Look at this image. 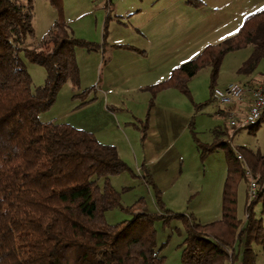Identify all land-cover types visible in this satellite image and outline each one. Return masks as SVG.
<instances>
[{
    "label": "trees",
    "instance_id": "16d2710c",
    "mask_svg": "<svg viewBox=\"0 0 264 264\" xmlns=\"http://www.w3.org/2000/svg\"><path fill=\"white\" fill-rule=\"evenodd\" d=\"M59 13L42 48L29 47L35 38L34 0H0V264H164L155 219L140 200L130 206L132 219L109 223L106 212L121 207V192L112 176L128 168L117 148L95 134L69 123L44 121L41 115L56 102L68 82L80 87L77 50H98L100 44L76 38L63 17L62 0H49ZM197 6L202 0H188ZM40 47V46H39ZM247 49L238 68L243 84L264 83V7L247 14L239 31L207 45L193 59L176 67L171 76L147 87L154 94L173 87L192 98L190 81L202 69L210 72V90L217 86L227 55ZM45 67L43 85L33 89V77L20 55ZM94 87L74 95L82 106L93 99ZM93 93V94H92ZM222 114L226 115L223 111ZM264 120L247 127L255 132ZM217 131L201 156L223 148L228 170L223 189L222 216L202 224L181 214L160 216L184 219V264H255L253 245L264 250V150L242 146L237 151ZM241 154L242 158H239ZM248 165L258 182V194L244 216L238 214V188ZM102 181V183H100ZM145 181L162 191L147 171ZM136 210H141L136 212Z\"/></svg>",
    "mask_w": 264,
    "mask_h": 264
},
{
    "label": "rangeland",
    "instance_id": "374dc122",
    "mask_svg": "<svg viewBox=\"0 0 264 264\" xmlns=\"http://www.w3.org/2000/svg\"><path fill=\"white\" fill-rule=\"evenodd\" d=\"M90 1L62 0V5L63 17L69 21L73 35L91 42L98 41L99 37H102V32L108 29L110 39L118 38L141 44L142 38L137 36L136 27L146 24L153 12L158 9V6L156 8L150 6L151 0H112L113 13L109 20L111 23L105 28L103 23L108 9L103 3L106 1L94 0L102 3V7L94 9L88 7ZM178 1L180 6L187 7L186 11L179 10L176 28L164 29L159 36L162 40L174 38L178 41L176 58L178 66L196 57L207 45L221 42L235 35L239 30V22L250 13H239L237 2L229 4L227 8L216 9L217 6H222V3L215 5V2H220L219 0H204L200 6L189 3L188 0ZM130 7L132 10L136 8L141 10L130 13ZM34 8L36 36L27 41V46L42 48L44 37L59 18V13L49 0H34ZM217 10L219 12L214 14ZM118 15H123L124 18ZM187 22L193 25L192 37L184 31V25ZM78 51L80 65L84 66L82 70L84 77L79 87L81 91L77 89L74 92L71 83H66L61 88L53 107L41 115L42 120L65 123L70 114L69 110L74 111L81 102V100L73 102L74 93L80 94L86 88L93 87L92 71L87 70L89 65L86 68L83 61L85 56L80 55V52L87 54L89 50L80 47ZM248 54L249 51L244 49L227 55L216 87L224 88L230 82L245 80V77L238 73V68ZM20 55L33 77L32 87L35 90L45 83L46 69L31 61L23 52ZM260 68H264V64ZM189 86L192 98L174 88H170L174 92L161 90L155 94L151 91L130 90L126 91L123 99H118L119 101L111 96L110 108L114 110L115 122L112 124L108 117L103 119L100 117L101 123L105 126L100 129L102 134L100 137L98 135L99 140L114 145L120 157L128 165L126 170L111 178L115 188L121 192L122 206L108 210L105 214L106 220L109 223H118L132 219L134 212L128 209L135 202L143 199L144 211L157 215L155 219L157 242L159 247H163L160 255L164 256V264H184L182 251L186 226L182 218H171L165 222V218L160 216L167 218L169 216L167 213L181 214L202 224L214 222L222 216L223 189L228 170L227 152L220 148L203 158L201 156L203 148L200 150L197 140L199 139L204 145H209L215 141L217 131L221 130L220 138L230 141L236 151L242 146L264 150V120L255 132H251L248 128L236 130L231 126L229 116L222 114L228 109V105L220 104L211 94L208 68L202 69L194 76ZM174 93H178L179 96L176 97ZM151 101L154 106L150 103ZM156 113L169 128L173 139L169 145L164 144L156 136H151L149 114L153 115L154 121ZM150 152L162 154L160 163L155 165L160 173L161 185L165 188L162 190L156 184L162 191L161 203L156 198L154 185L145 181L144 169L139 167V164L142 165L143 158ZM166 163L169 164L167 174L163 173ZM247 184L248 181L242 179L238 188L240 217L244 216ZM139 211L141 210H136V212ZM253 248L256 253L255 264H264L263 247L254 244Z\"/></svg>",
    "mask_w": 264,
    "mask_h": 264
},
{
    "label": "crops",
    "instance_id": "0c3cea01",
    "mask_svg": "<svg viewBox=\"0 0 264 264\" xmlns=\"http://www.w3.org/2000/svg\"><path fill=\"white\" fill-rule=\"evenodd\" d=\"M219 1L220 2H215V5L217 6L218 3H222V6H217L216 9H219L220 7L227 8L229 4L237 2V11L239 13L252 12L260 5H263L262 7H264V0ZM202 2H204V0H202ZM111 3L112 0L109 4L106 2L103 3L105 8L108 9L106 12V20L103 23V27L105 26V28L109 27L111 23L109 21L113 13V6H111ZM101 5V2L91 0L88 7L94 9L102 7ZM150 6H152V8H156L158 6V9L153 12L151 19L146 24L136 27L137 36L142 38L141 44L118 38L110 39V32L108 29L107 31L105 29L104 32H102V37H99V40L96 41L100 44V48L98 50L88 51L89 53L87 54L80 52V55L85 56V60H83L85 67L87 68L89 65L87 70L92 71L91 79L95 89L93 92L95 94V99L79 106L74 111L69 110L70 114L67 118L68 122L65 120V123L72 124L78 128L90 130L99 140L100 134H102L100 129H103L105 126L101 123L100 117H102V119L108 117L112 124L115 122L114 110L110 108V102L112 99L111 96H114V100L119 101L123 99L122 97L126 91H149L147 90V87L167 80L171 76L173 70L178 67L176 64L177 46H179L178 41L174 38H165L162 40L159 36L164 29L171 30L172 28H176L179 10L181 9L185 12L187 7H184V5L180 6L178 0H151ZM129 9V11H131L130 13H136L141 10V8L132 10L131 7ZM218 12L219 10H217L214 14H217ZM118 16L124 18L123 15ZM243 20L239 22L238 29H240ZM67 23L69 24V21H67ZM192 26L193 25H190L188 22L184 25V31L189 37H192L193 35ZM47 35L48 34H46V36ZM77 57L82 79L84 77L82 75L84 66L80 65L78 50ZM87 77H89V74H87ZM170 88L173 87H167L162 90L174 92ZM79 90L81 91V89ZM75 91L76 90H74V92ZM174 94H176V97L179 96L177 95L178 93ZM76 100L79 99L73 97V102H76ZM249 101V99H246L244 103H241L239 106L236 104L232 107L238 108L239 110H247ZM150 103L154 106L153 101ZM87 112H89V115H87ZM152 116V114H149V130L151 131V136H156L160 141H163L164 144L169 145V143L173 141L169 128L158 113H156L154 121L152 120ZM44 121L56 122V120ZM161 159V153L150 152L148 156L143 158L142 165L139 164V167L144 169L145 174L149 171L153 175L155 183L162 188V190H164V186L161 185L162 182L160 180V173L155 167V165L160 163ZM165 166L166 167L163 173L167 174L169 172V164L166 163Z\"/></svg>",
    "mask_w": 264,
    "mask_h": 264
},
{
    "label": "built area",
    "instance_id": "2783aa9c",
    "mask_svg": "<svg viewBox=\"0 0 264 264\" xmlns=\"http://www.w3.org/2000/svg\"><path fill=\"white\" fill-rule=\"evenodd\" d=\"M105 1L107 4L111 2V0ZM213 98L220 104L228 105L225 113L229 116L231 126L237 128L255 125L264 112V83L250 85L230 82L224 88L216 87L213 91ZM246 99L250 100L247 110L232 107L244 103ZM239 158H242L241 154ZM245 173L248 178L249 201H251L258 194V182L248 165H246Z\"/></svg>",
    "mask_w": 264,
    "mask_h": 264
}]
</instances>
